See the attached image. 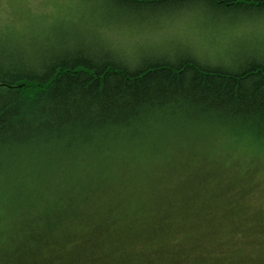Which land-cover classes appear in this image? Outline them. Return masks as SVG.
<instances>
[{
  "label": "trees",
  "instance_id": "trees-1",
  "mask_svg": "<svg viewBox=\"0 0 264 264\" xmlns=\"http://www.w3.org/2000/svg\"><path fill=\"white\" fill-rule=\"evenodd\" d=\"M105 2L120 14L147 13L130 10L124 0ZM233 6L232 0H160L149 13L201 7L223 18L230 15L223 10ZM20 38L0 35V233L10 230L0 237V264H181L170 254L159 253L160 263L149 258L129 227L117 225V232L131 234L105 246L104 256L90 241L97 230L81 239L70 230L47 237L49 226L80 194L115 193L129 179L132 189H141V178L170 180L172 169L188 162L184 151L203 157L205 167L184 177L185 203L198 208L229 194L226 182L243 175L232 166L246 156L264 159V55L233 61L204 60L192 50L128 55L105 39L98 45L82 39L30 46ZM225 164L230 172L222 175ZM132 193L120 201L130 202ZM184 210L185 205L178 213ZM121 213L126 217L128 209ZM178 218L169 219L183 223ZM147 221L150 232L143 237L153 242L163 225L153 216ZM209 233L215 236L207 253L190 249V261L226 258L224 238ZM55 237L61 239L48 251ZM110 254L120 257L109 262Z\"/></svg>",
  "mask_w": 264,
  "mask_h": 264
},
{
  "label": "rangeland",
  "instance_id": "rangeland-1",
  "mask_svg": "<svg viewBox=\"0 0 264 264\" xmlns=\"http://www.w3.org/2000/svg\"><path fill=\"white\" fill-rule=\"evenodd\" d=\"M149 12L134 13L135 16L120 14L105 0H0V35L20 36L30 46L82 43V39L98 45L105 39L128 55L152 52L179 56L192 50L204 60L233 61L263 56L260 26L244 18L215 17L201 7L186 12L174 11L172 7L158 9L155 14ZM178 138L185 139L183 135ZM184 153L188 162L177 168L174 165L172 177L165 182L141 178V182L137 181L141 189H132L134 183L128 178L122 186L115 187L119 188L115 193H97L86 198L87 195L80 194L82 197L74 200V205L64 216L52 219L47 237H53L55 231L70 230L72 236L81 239L87 237L89 230H97L90 235V241L100 247L105 256V246L118 237L131 234L117 232L118 225L129 227L134 233L133 239L138 238L143 245L141 250L159 263L164 257H157L161 253L170 254L181 264H198L190 261L185 252L204 249L202 254H206L205 248L215 236L209 232H217L226 242L221 250L226 258L219 259L236 261L237 257L244 256L250 261L257 259L256 264H264V159L251 160L247 156L239 159L240 164L233 165L232 169L242 170L243 175L226 182L230 193L217 196L212 204L197 208L185 203L183 197L189 194L183 182L185 176L205 168L201 167L204 159L198 155L191 158L188 152ZM220 171H223L222 175L230 172L226 164ZM158 184L167 187L166 190ZM127 192L133 193L129 194L131 201L125 204L120 200ZM184 205L185 214H179L178 210ZM123 207L128 209L126 217L121 213ZM241 213L249 217L247 221ZM151 216L158 219L157 226L162 224L167 232L162 228L163 235L156 233L157 238L147 242L143 235L150 232L145 227H149L147 219ZM173 216L183 223L172 224L169 218ZM101 224L106 230L99 229ZM110 225L114 227L108 229ZM9 231L0 233L2 240ZM52 239L53 243L47 244V249L54 252L53 248L61 238ZM193 242H199L201 246L195 248L191 245ZM119 257L118 254L107 256L109 262ZM214 260L203 256V262L199 264H219Z\"/></svg>",
  "mask_w": 264,
  "mask_h": 264
},
{
  "label": "snow or ice",
  "instance_id": "snow-or-ice-1",
  "mask_svg": "<svg viewBox=\"0 0 264 264\" xmlns=\"http://www.w3.org/2000/svg\"><path fill=\"white\" fill-rule=\"evenodd\" d=\"M130 10L139 8L144 12L151 11L154 6H158L160 0H124ZM211 4H218L219 0H209ZM233 7L227 11L234 17L244 18L253 24H259L261 39L264 40V0H232ZM262 55H264V45H262ZM3 54L0 53V61Z\"/></svg>",
  "mask_w": 264,
  "mask_h": 264
}]
</instances>
